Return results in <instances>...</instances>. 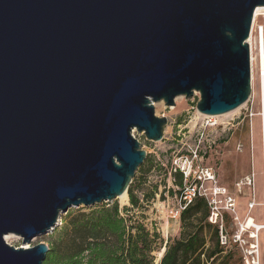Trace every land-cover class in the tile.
Returning a JSON list of instances; mask_svg holds the SVG:
<instances>
[{
	"label": "water",
	"instance_id": "95a60500",
	"mask_svg": "<svg viewBox=\"0 0 264 264\" xmlns=\"http://www.w3.org/2000/svg\"><path fill=\"white\" fill-rule=\"evenodd\" d=\"M264 0H0V264H42L72 207L113 202L159 141L154 102L198 92L223 115L251 93ZM157 263V262H156Z\"/></svg>",
	"mask_w": 264,
	"mask_h": 264
},
{
	"label": "rangeland",
	"instance_id": "374dc122",
	"mask_svg": "<svg viewBox=\"0 0 264 264\" xmlns=\"http://www.w3.org/2000/svg\"><path fill=\"white\" fill-rule=\"evenodd\" d=\"M263 10L257 12L251 24L248 39L251 37L252 52H255L258 28L264 27ZM259 76L258 64L254 62L250 96L237 110L215 115L216 118L200 116L196 109L199 94L194 92L189 98L175 97L171 106H166L163 101L153 103L155 115L165 116L168 120L161 140L150 141L142 132L132 130L146 153L140 165L142 169L135 173L133 184L135 187L141 185L135 191L142 197L143 192L156 187L154 197L142 202L144 209L138 214L144 216L142 219L147 227L157 231L164 242L179 235V218L173 219L170 214L176 206L173 196L181 189L175 184L178 178L173 174L174 168L190 171L188 178H183V186L194 184L200 169L214 175L213 181L204 182L205 188L209 193L220 188L217 200L221 207L222 227L228 238V246L223 247L215 264H264V228L247 227L249 217L257 225H264ZM228 197L232 198L230 205ZM117 202L120 206H128V195L126 203L119 199ZM74 209L76 207L68 211ZM65 214H61V221ZM53 236L54 230L38 235L28 243H23L18 235L6 242L15 247L33 246L39 242L49 246ZM206 245H210L209 240ZM162 248L153 252L156 261ZM228 251L230 255L223 257Z\"/></svg>",
	"mask_w": 264,
	"mask_h": 264
},
{
	"label": "trees",
	"instance_id": "16d2710c",
	"mask_svg": "<svg viewBox=\"0 0 264 264\" xmlns=\"http://www.w3.org/2000/svg\"><path fill=\"white\" fill-rule=\"evenodd\" d=\"M175 173V184L182 187V172L176 169ZM134 181L135 175L127 189L128 206L114 200L67 211L53 229L42 264H215L223 247L218 242V226L208 221L206 199L196 196L180 212L179 235L164 242L138 214L144 209L142 202L154 197L156 187L140 197L135 188L141 185L135 187ZM160 247L164 251L156 261L153 252ZM229 255L228 251L223 257Z\"/></svg>",
	"mask_w": 264,
	"mask_h": 264
},
{
	"label": "built area",
	"instance_id": "2783aa9c",
	"mask_svg": "<svg viewBox=\"0 0 264 264\" xmlns=\"http://www.w3.org/2000/svg\"><path fill=\"white\" fill-rule=\"evenodd\" d=\"M261 15H264V11H261ZM248 44H249L251 70H252L254 62H256L258 64L259 73L260 75H262L264 71V68H263L264 66V27L263 26H259L258 31H257V41L254 46L255 52H252V49H251L252 45L250 41L248 42ZM208 118H212V117L208 116ZM174 169L176 170V168ZM200 170H201V173H199ZM200 170L197 171L198 172L197 178L194 180V184L182 186L180 189V192L174 194L173 199H175L176 206L173 207L170 211L171 218L178 219L180 212L184 210L193 201V199L196 196L204 197L210 208V214L208 216V221L218 226V229H219L218 230V242L221 247H226L228 246V238L222 227L221 207L218 204V200H217V195L221 194L220 188L216 187L215 189L210 191L211 193H209L207 189L205 188L204 182L213 181L214 175L209 171H206V173H203V170L202 169ZM180 172H183L184 174L183 178L185 180L188 178L190 174V171L185 170L184 168ZM227 201L230 205L232 198L228 197ZM163 251H164V247L161 250V255ZM161 255L159 256V258L161 257Z\"/></svg>",
	"mask_w": 264,
	"mask_h": 264
},
{
	"label": "bare ground",
	"instance_id": "6f19581e",
	"mask_svg": "<svg viewBox=\"0 0 264 264\" xmlns=\"http://www.w3.org/2000/svg\"><path fill=\"white\" fill-rule=\"evenodd\" d=\"M262 8L264 9V7L258 6L255 9L254 16ZM250 39H251V37L248 39V41H250ZM263 68H264V66H263ZM258 92H259V105H260V116H261V124L260 125H261V141H262L263 197H264V71H263V74L260 75L259 79H258ZM198 115L201 116L202 114L198 113ZM205 117L208 118V116H205ZM216 117H218V116H215V118ZM118 199L121 203H126L127 202V195L123 194ZM251 226L255 227L257 230L260 229L261 227L264 228V225L263 226L257 225L255 223V221L251 217H249L247 227H251ZM15 236H16L15 234L8 233V234L4 235V239H5V241H8L11 237H15ZM160 255H161V252L159 253V256Z\"/></svg>",
	"mask_w": 264,
	"mask_h": 264
},
{
	"label": "crops",
	"instance_id": "0c3cea01",
	"mask_svg": "<svg viewBox=\"0 0 264 264\" xmlns=\"http://www.w3.org/2000/svg\"><path fill=\"white\" fill-rule=\"evenodd\" d=\"M176 232V231H175Z\"/></svg>",
	"mask_w": 264,
	"mask_h": 264
}]
</instances>
